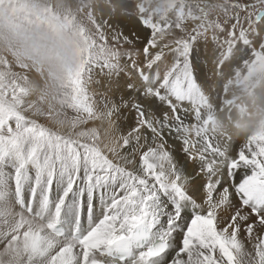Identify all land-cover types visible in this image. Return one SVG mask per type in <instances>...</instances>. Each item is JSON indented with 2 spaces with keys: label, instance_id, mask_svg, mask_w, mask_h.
Here are the masks:
<instances>
[{
  "label": "snow or ice",
  "instance_id": "1",
  "mask_svg": "<svg viewBox=\"0 0 264 264\" xmlns=\"http://www.w3.org/2000/svg\"><path fill=\"white\" fill-rule=\"evenodd\" d=\"M257 15L264 33V11ZM137 24L145 95L166 107L156 108L158 117L133 105L136 125L127 134L111 132V110L103 133L83 128L101 119L83 80L95 56L52 108L30 99V82L11 66L0 72V264H264V131L238 151L214 142L202 126L204 113L182 107L195 103L201 79L197 40L176 41L169 57L165 38ZM220 31L226 38L213 37L219 54L213 48L212 57L221 74L264 57V38L235 26ZM97 43L101 56L118 54L111 44L136 49L121 32H101ZM165 131L179 142L181 157Z\"/></svg>",
  "mask_w": 264,
  "mask_h": 264
},
{
  "label": "bare ground",
  "instance_id": "2",
  "mask_svg": "<svg viewBox=\"0 0 264 264\" xmlns=\"http://www.w3.org/2000/svg\"><path fill=\"white\" fill-rule=\"evenodd\" d=\"M214 1L217 2L218 0H128L130 6L125 8L119 7L109 0L107 2L103 1L100 8H98L99 10L92 8L90 12L88 11L89 9L86 8L87 5L83 7V3H81L83 2L82 0H68V2L72 3L67 6L65 12V15L67 16L66 20L69 21L70 16H73L74 12H77V20L81 21L86 18V22H91L92 26L96 28L98 33L103 32L107 35H112L121 32L122 36L127 35L131 40L136 42L135 50L133 49L132 44H128L130 47H127L126 50L125 45H119L117 46L116 51L120 54H118L116 58L111 60V58L109 59L107 56H102L104 59H101V54L96 50L97 46L100 45L99 43H94V41L97 42V38L94 39L92 32L93 29L90 28V30L85 25V27L82 28L83 26L79 23L76 24V27H71L74 33L75 30H84V32L90 33L92 35L91 38L93 39L91 45L93 49L90 48V50H92L91 54L85 57H79V55L76 56V63L70 68L71 71L74 70V73L72 74L77 75L84 66V58L89 59L90 56H95L97 58L92 62L88 69L84 71L83 80L84 88L88 94V102L94 108L96 115L100 116L101 119L96 122L89 121V123L84 125L83 128L97 127L100 128L103 133V131L108 128V120L103 118L104 113L111 110L113 113L110 118L111 132L117 136L120 135V133L127 134V132L131 131L130 126L136 125L137 114L136 109L133 107L135 104H142L147 112H153L158 117L162 116V113L156 112V108H165L166 106L161 104L155 97L145 95L143 87L144 81L141 80L139 76V65L136 64V60L140 58L137 54L140 40L137 39L136 34L140 31L141 26H138L136 20L137 17L135 15L139 12L141 15L140 19L143 20L144 23L154 27V35L159 33L161 37L165 38L168 47L165 48L164 51L165 54L170 57L175 50V42L181 41V39L170 34L172 33V30L168 29L171 25H169L165 19V12L168 11L166 8L169 4H175L176 8L172 7L171 10L176 11L181 7H185L186 9L182 14L187 18L191 17L194 20V23H200L207 13L206 10L210 8L213 3L224 4L233 0H224V2L219 0L220 3H215ZM256 1L257 0H253V2ZM77 2L81 4L79 5V10L76 8ZM137 2L138 4H136ZM49 7V9H51L50 5ZM239 7L241 6L239 5ZM135 10L137 12H135L134 15L133 13ZM48 12L50 13V17L54 15L52 9ZM177 14L178 13H175L173 15ZM58 18L60 17H56V19ZM240 18L243 19L241 16L239 17V20H236L235 22L238 24L241 22L244 23ZM259 19L260 18L255 16V19H253L251 24L247 26L250 38L257 37L256 32H259V29L256 27V23ZM59 21L61 20L59 19ZM108 21H112V23L108 24ZM201 24L203 25L204 23ZM67 26L70 27V23L69 25L67 24ZM100 33L97 34V37L99 38ZM211 33L213 34V32ZM59 34L61 33L59 32ZM75 34L78 37V34ZM140 35L142 37L143 34L141 33ZM217 37L219 36L217 35ZM61 42L62 44H60ZM40 43L43 44V46L41 45V56L52 61H59L61 59V48L65 44L64 41L51 38L43 43L40 40ZM213 48L217 49L218 55L219 46L216 42L207 41L196 47L195 51L200 54L196 58L198 64L197 74L201 79L195 81L196 89L193 93L195 103L190 104L185 101L182 107L187 108L189 112L194 108H198L202 111L205 120L201 123L202 126L207 129L208 136L214 137V142L223 141L225 144L232 143L233 149L238 151L239 145L243 143L245 138L260 131H264V113H261L260 115L256 113V106L264 108V78L261 81H259L260 78H258L255 83L251 82L253 78H256L253 69L259 63L257 58L252 59L250 62L241 61L240 65H232L231 71L225 69L221 74L219 72V66L212 57ZM151 71L154 74L156 70L153 69ZM68 72L69 73L66 71L63 76V80L66 79L68 81L67 84L69 83V80L67 79L68 74L71 73L70 71ZM40 78V92L36 97H34V95L30 97L33 101H39V96L42 94L46 84L51 79L49 71L42 66ZM63 89L64 87L61 84V93ZM152 103H154L155 107H149ZM245 106L246 109L243 108ZM68 115L73 116L75 113L68 110ZM144 134L150 136V132L147 130H145ZM163 135L174 156L177 158L181 157L183 153L180 151L179 142L174 143L173 134L165 131ZM242 175L243 171L238 172L236 180H239ZM245 242L247 243V241Z\"/></svg>",
  "mask_w": 264,
  "mask_h": 264
},
{
  "label": "rangeland",
  "instance_id": "3",
  "mask_svg": "<svg viewBox=\"0 0 264 264\" xmlns=\"http://www.w3.org/2000/svg\"><path fill=\"white\" fill-rule=\"evenodd\" d=\"M82 1L83 2H81V3H83L82 4L83 7L87 5L86 8L89 9L88 11H90V10H92V8H94V9L100 8L103 1L107 2L109 0H82ZM221 1L224 2V0H221ZM214 2L220 3L219 0L217 2L216 1H214ZM5 3H7L9 5V11H8L7 16H1L0 17V26H3V28L7 29V31L17 41H20L23 43H27L28 41H31L32 50L35 53H37L38 55H40L41 54V45L43 46V44L40 43L39 38H32L28 32V30L32 26H34L38 21V17L34 13V10L31 7L33 0H0V7H2ZM70 3H72V2H68V5ZM136 4H138V2ZM224 4H214L213 3L211 5V7L206 10L207 13L205 14V17L200 21V23H194V20L191 17L187 18L184 14H182V13H184L183 11L186 9L185 7H181L176 11V10H171L172 7L176 8V5L173 3L169 4V6L166 8V10H168V11L165 12L166 13L165 19L167 20V23L169 25H171V27L168 28V29L172 30V33H170V34H173L174 36L179 37V39H181V42H187V41L191 40V38L195 37V39L197 40V42H196L197 47L199 45L203 44L204 42H207V41L215 42L213 37L214 36L217 37V35L220 37V39H219V37H217V38L220 41H223L226 37H225V33L220 31L221 28L226 29L229 32L233 30V26H235L237 31H239L242 27H243L242 29L247 30V26L249 24H251L253 19H255V16L260 18L257 15V13L264 11V5H262L261 0H257L256 2H253V0H239V1L233 0L231 2L228 1V3H224ZM79 5H81V4H79L77 2L76 8L78 10L80 9ZM239 5L241 7H239ZM245 5H248V7H245ZM49 8H50L49 5H45L44 10H45V13L48 17H50V13L48 11H51V9H49ZM126 12L129 13L128 11H126ZM135 12H137V11L136 10L134 11V13H133L134 15H135ZM76 13L77 12H74V15L70 16L69 21L66 20L67 16L64 13L63 16H60V18L56 19V22L50 23L49 33L51 34L52 39L56 38V40H59V41L62 40V41H64V43H66L65 38H64V34L67 32V30L71 29V27H76V24H78V23L83 26L82 28H84L85 26L89 29L92 28L94 39L95 38H97L96 40L99 39V37H97V34H99L100 32L98 33L96 31V28L94 26H92L91 22L90 23L86 22L87 21L86 18L82 19L81 21L77 20L78 14H76ZM175 13H178V14L173 15ZM87 14H89V13H87ZM137 14L135 15L137 17L136 18L137 22L143 21L140 19L141 15L139 14V12ZM236 16H239V17L242 16L243 19L240 18V20L244 21V23L243 22H241L243 24L236 23L235 22ZM59 19L61 21H59ZM228 21H229V23H228ZM69 23H70V27L67 26V24L69 25ZM201 23H204V24L202 25ZM53 25H54L55 29H54ZM201 26H202V28H201ZM202 30L203 31L205 30V31L203 32ZM13 31H14V34H13ZM59 32L61 34H59ZM211 32H213V34H216V35H213ZM75 33L78 34V40H79V43L74 47L75 56H78V55H79V57L88 56L92 52V50H90V48L93 49V47L91 46L93 43V39L91 38L92 35L88 32H84V30H82V31L75 30ZM196 33H197V35H196ZM199 33H201V34H199ZM256 35H257V37L259 36L261 38H264V33L256 32ZM94 43L96 44L97 42L94 41ZM60 44H62V42ZM121 45L124 46L125 44L122 43V44H120V46ZM99 47L100 46H97V49H96L97 51H98ZM109 47L112 49L115 47L114 48L115 51L117 49V45L111 44V45H109ZM127 47H130V46L128 44L125 45V50ZM257 51H259V48H257ZM98 53H99V51H98ZM118 54H120V53L118 52ZM117 55L114 57H111V56H107V57L109 59L111 58V60H113L114 58L117 57ZM100 58L104 59L102 56H100ZM256 58L259 60V63L255 67L256 69L255 68L253 69V72H254L256 78L255 79L253 78V80H251L252 83H255L258 78H260L259 81H261L264 78V57L258 56ZM84 59H85V61L88 60V58L87 59L84 58ZM9 66H11L12 72L20 73L21 75L24 76V79L26 82H30L29 86L33 89L34 97L39 95V92H40L39 87H40V82H41V78H40V76H41V65L40 64L21 63L18 60L15 51H11V50L10 51H0V72L7 74ZM68 71H70L71 73L68 74L67 79L69 81L71 80L72 83L75 84V82H76L75 79L72 80L73 79L72 77H75V75H76V74H72V73H74V70L71 71L69 68L67 70V73H69ZM65 80L66 79H64L62 82V85L64 88L68 85L67 84L68 81L67 80L65 81ZM243 108L246 109V106ZM256 109H257L256 113L258 115H260L261 113H264V108L256 106Z\"/></svg>",
  "mask_w": 264,
  "mask_h": 264
},
{
  "label": "clouds",
  "instance_id": "4",
  "mask_svg": "<svg viewBox=\"0 0 264 264\" xmlns=\"http://www.w3.org/2000/svg\"><path fill=\"white\" fill-rule=\"evenodd\" d=\"M45 5L51 6L52 13L54 14L52 17L46 15L44 10ZM67 6L68 0H33L31 7L37 15L38 21L28 30L29 35L32 38H39L42 43L50 40V23L56 22V17L63 16L67 10ZM8 11L9 5L5 3L0 7V16H7ZM64 38L66 43L61 48V59L59 61H52L35 53L31 48V41L27 43L17 41L7 29L0 26V51H15L21 63L40 64L51 74V79L38 98L40 105L45 108H52L58 101L64 73L71 68L77 60L74 54V47L79 43L78 37L73 33L72 29H69L64 34Z\"/></svg>",
  "mask_w": 264,
  "mask_h": 264
}]
</instances>
